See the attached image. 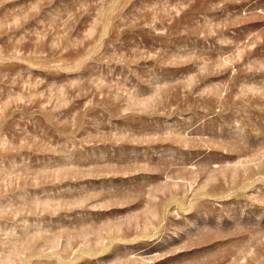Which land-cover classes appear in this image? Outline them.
Wrapping results in <instances>:
<instances>
[{"label": "rangeland", "instance_id": "rangeland-1", "mask_svg": "<svg viewBox=\"0 0 264 264\" xmlns=\"http://www.w3.org/2000/svg\"><path fill=\"white\" fill-rule=\"evenodd\" d=\"M0 264H264V0H0Z\"/></svg>", "mask_w": 264, "mask_h": 264}]
</instances>
